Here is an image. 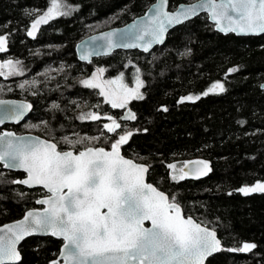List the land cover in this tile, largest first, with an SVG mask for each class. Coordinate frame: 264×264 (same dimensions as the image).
I'll return each instance as SVG.
<instances>
[{
  "label": "trees",
  "instance_id": "trees-1",
  "mask_svg": "<svg viewBox=\"0 0 264 264\" xmlns=\"http://www.w3.org/2000/svg\"><path fill=\"white\" fill-rule=\"evenodd\" d=\"M155 1L65 0L75 10L40 25L33 38L27 33L50 7V0H0V36L7 37V51L0 52V60L20 61L23 70V75L0 76V98L25 99L33 105L23 123L5 125L0 131L32 132L48 139L53 134L73 139V133L99 136L95 146L108 149L112 140L105 143V138L118 136L103 128L102 116L116 118L122 125L117 133L133 132L121 148L124 155L147 164L148 180L170 198L175 195L186 216L216 230L222 249L257 245L251 252L222 250L206 264H264V193L244 196L238 191L264 181V91L260 87L264 82V35L223 34L215 30L207 14H201L173 29L166 42L150 52L117 50L91 63L77 57L80 40L127 24ZM192 1L169 0V8ZM98 67L105 68L108 79L123 73L129 86L134 83L136 68L140 69L145 98L128 106L136 120L118 119L120 111L104 102L99 89L80 83ZM231 68L238 70L229 73ZM25 81V87H19ZM217 82L224 85V92L202 95ZM189 95L200 99L178 103ZM54 103L59 107L53 108ZM87 112H95L101 119H77ZM85 146L87 142L77 147ZM196 158L206 160L211 168L204 178L171 179L169 164L180 168ZM0 174L3 225L38 207L36 200L44 190L10 183L25 174L6 170L2 164ZM62 243L52 236L29 237L20 247V264H49L58 257Z\"/></svg>",
  "mask_w": 264,
  "mask_h": 264
},
{
  "label": "snow or ice",
  "instance_id": "snow-or-ice-1",
  "mask_svg": "<svg viewBox=\"0 0 264 264\" xmlns=\"http://www.w3.org/2000/svg\"><path fill=\"white\" fill-rule=\"evenodd\" d=\"M166 7L167 0H160L159 6L153 5L152 14L146 19L141 18L139 24L129 29V42H115V32L104 34L99 38L105 41L103 54L116 47H139L148 52L154 44L164 42L170 27L183 23L200 11L209 14L220 32L264 35V0H199L196 4L181 5L172 13L166 11ZM73 10L65 0H50V7L34 20L27 34L35 38L40 25L67 16ZM5 51L7 37L0 36V52ZM92 54L85 49L80 59L89 60ZM19 65L20 61L12 60L0 63V76L23 75ZM237 70L231 68L228 72ZM104 71L99 68L80 83L85 88L99 89L104 102L114 109H125L131 101L145 98L141 92L144 81L139 68H136L134 87L125 83L123 73L115 79H103ZM27 83L25 81L19 87L24 88ZM260 87L264 88V84ZM224 91V85L217 82L202 95ZM199 99L198 95H189L178 103ZM4 103L0 101V104ZM58 107L53 104V108ZM30 108V104H16L7 110L12 115L6 118L18 122ZM162 110L168 111L167 107ZM136 118L130 109L120 117L121 120ZM77 119L98 121L101 116L87 112L81 113ZM105 119L109 123L103 128L118 136L116 139L105 138V143L112 140L108 150L95 146L99 136L81 137L79 133H73L76 137L73 139L68 135L57 138L53 134L50 139H41L19 137L12 132L0 133V164L25 173L23 179L10 183L44 190L43 198L36 200L37 204L44 206L42 210H29L22 220L0 226V264H20L22 256L18 245L33 235H50L63 241L58 258L49 264H205L208 257L222 250L251 252L257 247L255 243H244L239 248L222 249L214 229L190 215L185 216L175 195L170 198L146 182L148 165L121 154L122 146L128 143L133 132L117 133L122 129L121 123L110 115ZM3 123L4 119H0V124ZM42 123L49 128L48 122ZM86 142L88 146L77 147ZM61 144L67 145V150L61 148ZM190 163L194 167L184 164L177 168L176 164H169L173 170L171 179L179 181L189 176L199 179L211 171L206 161ZM238 191L244 196L264 193V183L257 182ZM146 221L150 222V227H145Z\"/></svg>",
  "mask_w": 264,
  "mask_h": 264
},
{
  "label": "water",
  "instance_id": "water-1",
  "mask_svg": "<svg viewBox=\"0 0 264 264\" xmlns=\"http://www.w3.org/2000/svg\"><path fill=\"white\" fill-rule=\"evenodd\" d=\"M198 2H199V0H194V1H192V2H188V3H181V4H179V5L177 6L176 9L171 10V9L169 8V0H167V7H166L165 10L168 11V12H170V13H172V12H175V11H176L181 5H185V6H187V5H191V4H196V3H198ZM159 4H160V0H156L154 3H152V4L150 5V7L146 10V12H145L144 14H142V15H140V16L134 18L133 20H131L130 22H128V23L125 24V25H122V26H116V27H111V28H107V29L101 30V31H98V32H96V33H93V34H91V35H89V36L83 38L82 40H80V41L76 44V54H77L78 59H79L80 61H82V62L91 63L92 60H93L94 58L111 55L113 52H115V51H117V50H139V51L144 52L143 49H142V48H139V47H138V48L116 47V48H113L108 54H103L104 51H105V49L103 48V45H104L105 41H104L103 39H99V38L102 37V36H103L104 34H106V33H109V32H115L116 35L113 37V40H114L115 42H117V43H125V42H129V39H130L129 29H131V27H132L134 24H139L140 21H141V18H145V19H146L148 16H150V15L152 14V13L150 12V9L153 8V5L159 6ZM201 14H207V16H208V18H209V21H210L212 24H214L213 21L210 19L209 14H208L207 12H205V11H200L196 16L191 17L190 19L184 21L183 23H181V24H177V25H174V26L170 27V28L168 29V31L165 33V39H164V42H163L162 44H154L148 52L152 51V50L155 49L157 46L163 45V44L166 42L169 33H170L173 29H175L176 27H178V26H180V25H182V24H184V23H186V22H188V21H191V20L195 19L196 17H198V16L201 15ZM214 26H215V24H214ZM215 30L218 31L217 28H216V26H215ZM218 32H220V31H218ZM220 33H223V34H230V33H232V32H229V33L220 32ZM233 34L237 35L236 33H233ZM237 36H261V35H237ZM93 38H98V39H93ZM85 49H88V50L92 51V53H93V54L89 57V60H81V59H80V56L83 54V52H84ZM262 84H264V82H263ZM262 84H261V85H262ZM262 90L264 91V88H262ZM0 101H4V102H5L4 104H0V119H4V123H3V124H0V128H2V127L5 126V125H13V124H20V123H23V122L26 120V118L29 116V114L32 112V110H33V105H32V103H31L30 101H28V100H25V99L0 98ZM16 104H30V105H31V108H30L27 112H25L23 118L20 119L18 122H17L16 120H14V119L6 118V117H10V116L12 115V113H10V112L7 111V110L13 108L14 105H16ZM129 104H130V103H129ZM128 106H129V105H128ZM118 109H121V108H118ZM128 110H129V109H127L125 112H127ZM3 132H12V133H15L16 136H19V137H39V138H41V139H48V138H45V137H43V136H40V135H38V134H36V133H32V132L17 133L16 131H14V130H10V129H3L2 131H0V133H3ZM106 150H108V149H106ZM121 154L124 155L122 149H121ZM124 156H125V158L132 159V158L126 156V155H124ZM133 160H134L135 162H137V163H142V162H138V161H136L135 159H133ZM194 161H206V160H204V159H202V158H196V159H193V160L188 161V162L185 163V164H189L190 167H194V165H192V164L190 163V162H194ZM206 162H207V161H206ZM207 163H208V162H207ZM142 164H145V163H142ZM145 165H147V164H145ZM4 169L9 170V171H20V172H23L22 170H18V169H7V168H4ZM149 171H150V168H149ZM23 173H24V172H23ZM24 174H25V173H24ZM148 174H149V172L146 174V182L151 183L153 186L157 187L154 183H152V182H150V181L148 180ZM205 176H206V175H205ZM205 176H201L199 179H202V178H204ZM24 177H25V176H24ZM24 177H23V178H24ZM189 177H192V176H189ZM23 178H22V179H23ZM192 178H193V177H192ZM21 185H22V184H21ZM23 186L29 188V187L26 186V185H23ZM36 188H39V187H36ZM36 188H29V189H36ZM157 188H158V187H157ZM41 189H42V188H41ZM158 189H159L160 191H163V190H161L160 188H158ZM163 192H165V191H163ZM165 193H166V192H165ZM166 194H168V193H166ZM40 198H43V196L40 197ZM40 198H39V199H40ZM37 205H38V207L28 209L27 211H29V210H42L43 207H44L43 205H39V204H37ZM181 207H182V206H181ZM182 210H183V208H182ZM27 211H26V212H27ZM183 211H184V210H183ZM26 212H25V214H26ZM25 214L23 215V217L25 216ZM185 216H186V215H185ZM23 217H21L20 219L15 220V221H11V222L5 223V224H3V225H7V224H12V223L18 222V221L22 220ZM193 218H194V217H193ZM194 219H195V218H194ZM198 222H199V221H198ZM3 225H0V226H3ZM145 227H150V222H147V221H146V222H145ZM207 227H208V226H207ZM208 228H209V229H212V228H210V227H208ZM215 231H216V230H215ZM216 233H217V238L220 239V237L218 236V232H217V231H216ZM33 236H44V235H33ZM48 236H50V235H48ZM30 237H32V236H30ZM27 238H29V237H26V238H25L23 241H21L20 244L18 245V250H19L20 252H21L20 247H21L22 243H23ZM55 238H56V237H55ZM57 239H58V238H57ZM220 240H221V239H220ZM221 245H222V248H223L222 240H221ZM60 250H61V249H60ZM217 253H219V252H217ZM217 253H214L213 255H215V254H217ZM213 255H212V256H213ZM21 256H22V259H23L22 252H21ZM210 257H211V256H210ZM210 257H208V258L206 259L205 264H206L207 260H208ZM57 258H58V257H57ZM57 258H56V259H57ZM21 261H22V260H21ZM62 264H63V262H62Z\"/></svg>",
  "mask_w": 264,
  "mask_h": 264
},
{
  "label": "rangeland",
  "instance_id": "rangeland-1",
  "mask_svg": "<svg viewBox=\"0 0 264 264\" xmlns=\"http://www.w3.org/2000/svg\"><path fill=\"white\" fill-rule=\"evenodd\" d=\"M7 60H12L11 58H8V59H1L0 60V63H3V62H5V61H7ZM13 61V60H12ZM13 62H15V61H13ZM97 69H99V67L98 68H96L95 69V71H94V73L97 71ZM103 69H105V68H103ZM105 72H106V70L104 71V74H103V79H108V78H106V76H105ZM2 77H5V76H2ZM7 77H9V76H7ZM91 77V76H90ZM90 77H88V78H90ZM116 78V77H115ZM115 78H109V79H115ZM85 79H87V78H85ZM135 81V80H134ZM135 86V83H133V85L132 86H130V87H134ZM141 92H142V89H141ZM106 116H109V115H104V116H102L103 118H104V120H105V122H104V124L105 123H109V121L107 120V119H105V117ZM258 182H262V183H264V181H258ZM257 183V182H256ZM255 183V184H256ZM255 184H252V185H247V186H254Z\"/></svg>",
  "mask_w": 264,
  "mask_h": 264
},
{
  "label": "flooded vegetation",
  "instance_id": "flooded-vegetation-1",
  "mask_svg": "<svg viewBox=\"0 0 264 264\" xmlns=\"http://www.w3.org/2000/svg\"><path fill=\"white\" fill-rule=\"evenodd\" d=\"M111 106V105H110ZM115 109H117L118 111H120V114L118 115V119H120V117L125 113V111L127 110V109H129V107H127V108H125V109H118V108H115ZM107 149V148H106Z\"/></svg>",
  "mask_w": 264,
  "mask_h": 264
}]
</instances>
